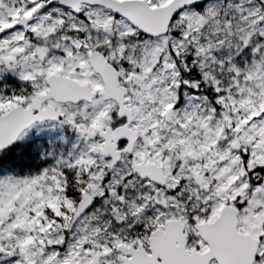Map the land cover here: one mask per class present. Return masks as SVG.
Returning a JSON list of instances; mask_svg holds the SVG:
<instances>
[{"label": "snow or ice", "instance_id": "obj_1", "mask_svg": "<svg viewBox=\"0 0 264 264\" xmlns=\"http://www.w3.org/2000/svg\"><path fill=\"white\" fill-rule=\"evenodd\" d=\"M0 264H264V0H0Z\"/></svg>", "mask_w": 264, "mask_h": 264}]
</instances>
